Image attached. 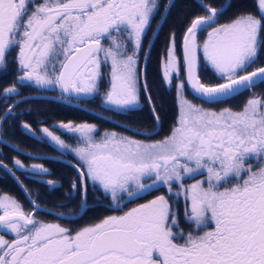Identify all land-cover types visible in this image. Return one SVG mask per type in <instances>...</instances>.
Listing matches in <instances>:
<instances>
[{
    "label": "snow or ice",
    "instance_id": "1",
    "mask_svg": "<svg viewBox=\"0 0 264 264\" xmlns=\"http://www.w3.org/2000/svg\"><path fill=\"white\" fill-rule=\"evenodd\" d=\"M171 5L172 0H165L164 11ZM200 7L207 14L196 16L187 27L183 60L176 55L173 33L162 61L166 83L179 81L180 114L170 136L145 143L112 131L97 139L95 124L59 123L58 129L76 138L73 148L48 127L41 131L42 139L74 153L83 164L72 165L78 180L65 193L74 198L78 191L82 210L87 207L89 180L94 191L102 190L117 206L166 186L176 201L183 198L187 221L197 229L210 221L214 227L185 235L169 199L157 195L71 234L60 224L37 220L36 208L25 212L16 199L4 195L0 230L14 233L15 239L0 235V264H264V165L254 171L248 163L264 161V100L251 98L239 112H217L184 96L187 85L197 99L223 103L264 83V67L247 71L264 49V0H257L259 16L239 13L216 27L231 0L219 7L200 0ZM159 8L158 0H0V70L7 71V55L18 49L15 62L23 75L16 82L22 87L59 89L64 101L101 96L109 110L134 111L141 83L138 53ZM204 31L207 39L201 46L197 33ZM201 52L222 83L201 81ZM102 67L110 71L109 87L101 94ZM143 87L147 91L146 80ZM3 92L5 98L20 94L15 86ZM10 114L12 108H6L0 124ZM153 115L158 122L154 107ZM21 127L35 136L31 125ZM15 165L24 167L19 160ZM31 167L50 174L43 165ZM186 179L194 182L186 185ZM44 183L53 189L57 185ZM174 227L179 230L174 232ZM180 239L183 243L176 242Z\"/></svg>",
    "mask_w": 264,
    "mask_h": 264
},
{
    "label": "flooded vegetation",
    "instance_id": "2",
    "mask_svg": "<svg viewBox=\"0 0 264 264\" xmlns=\"http://www.w3.org/2000/svg\"><path fill=\"white\" fill-rule=\"evenodd\" d=\"M234 1H240V0H234ZM255 1H256V10H257V0ZM37 2H39V0H37ZM196 2L198 5H200V1L196 0ZM203 2L205 4H210L213 7H219L221 6V4H225L226 0L223 3H214L215 1H203ZM195 7L197 10V13H193L194 18L199 15L207 14L206 11L202 7L200 6H195ZM226 11L227 13L224 12L223 15H221L222 17L226 19H229L237 14V13L232 14L230 11H228V9ZM221 16H219L217 24L213 25V27L220 24ZM226 19H224V21L221 24H225L226 21H228ZM149 29L150 27L148 28L147 32L151 33L152 30L149 31ZM210 30L211 29H208V31ZM153 31H154L153 33H156L157 27H154ZM152 35L150 36L149 34L147 37L149 39V41L147 42V47H149ZM206 35H207V31L197 33V41L201 46H202V43H204L205 41L204 38L206 37ZM157 36H159L158 33H157ZM182 39L183 37L180 40L181 43L177 44V49H178L177 54L180 60H183ZM152 43L150 45L146 61H141V62L139 61V65H138L139 71H140L139 75H140L141 83L140 85H138L139 104L136 110L129 111L126 113H120L117 110H109L108 106L106 105L102 106L101 96H97L100 98L98 101V105H100L102 108L106 110H109V112H105L104 110L101 109L102 112L106 114V116H111L115 118L116 120H118V124L120 123L119 124L120 127H123L129 131H132L130 128H133L134 130H136V131H132L136 133V137L133 139H138L143 142H145L147 138L150 139L152 137L151 135L153 134L157 135V134L163 133L165 129V128L162 129V121L160 118L164 114L163 113L159 114V112H157L155 108V104L153 103L152 97L149 94V91H151V85H150L151 79H149L148 73H147V91H145L143 87V81L146 80V66H147V72H148L149 64L147 61L149 58L150 51L153 48L152 45L156 43V41H154L153 44ZM163 45L164 44H162V46ZM17 51L18 49H13L7 55V61H8L7 71L6 72L4 71V74L0 75V100H2V102L4 103L1 106V108H4V111L3 112L1 111L2 114L0 115V117L3 116V113L5 112L6 108H11L13 105H15L14 106L15 108H14L12 115H15L18 111L20 112L22 110L24 111V108H26V104L24 101H22L24 100L21 98L22 96L24 98H27L28 96L44 95V96H49L51 98H56V100L57 99L62 100L59 89H52L48 93H42L41 91L33 90V88H35L34 86L22 87L19 83L16 82L17 77L23 75L22 71H18V64L15 62ZM199 55H200V61H201V67H200V72H199L201 81L204 83L210 84V85L222 83L223 81L217 79V76L214 74V71L210 68V66L206 65L203 59L202 52L199 53ZM159 66L161 70V62ZM259 67H264V49H261L259 58L256 60L255 63H253L247 69V71L251 72ZM161 74H162V70H161ZM240 74H244V73H240ZM180 79L181 80L184 79L183 70H181ZM177 83H179V81L175 79H173L172 85L166 83L162 75V84H164L165 88L169 89V91H172V94H174L173 96L175 100V107L177 109V117H176L175 124L172 127V129L177 125V121L179 117L178 116L179 115V104H178V96H177V89H176ZM11 86H15L19 90L20 94L18 95V94L13 93L7 96V98H5V94L1 92V90H4L5 88L11 87ZM27 88H30V89H27ZM184 91L187 93V95L191 99H193L195 103H197L196 105H199L205 109L217 111V112H219L221 108H229L234 112H239L243 110L247 101L251 98L259 97L260 99L264 100V83H258L255 87L251 88L249 91H244L241 94H238L233 98L227 99V101L223 103H207L200 99H197L188 90L187 85L185 86ZM149 96L151 97L150 101L148 99ZM80 100L81 99H70L68 100V102L77 104L79 103ZM86 101L91 102L92 100H86ZM199 103H201L202 105ZM153 107L155 109V114L159 117V121L157 122L156 120H154V124H151L149 120V115L150 114L153 115ZM148 108H149V112L146 113ZM110 112H115L116 114H118V117L113 115ZM123 117H130L131 123L124 120ZM108 120L111 121L109 118ZM59 123L61 122H57L56 124L48 128L55 135L60 136L61 139L65 141V143L75 148L77 146L76 138L72 137L69 134H65L63 130L58 129L56 125H58ZM63 123H68V122H63ZM72 123L80 124V123H74V122ZM81 123H90V122H81ZM90 124L96 125V123H90ZM1 126L2 125L0 124V133H1ZM96 126H97V129L99 130L98 125ZM42 128H44V126H40L39 129L35 131L36 135L40 138L43 137V133L41 131ZM123 128L122 130L125 132ZM172 129L169 132H171ZM122 130L119 129L116 131L114 129L113 131L122 135ZM105 132H107V130H105ZM95 135L97 139L101 137L97 132ZM160 137L161 136H159V138ZM52 145L53 147L57 149L58 156H56L57 159H54L55 162L53 163V166L51 167L52 169L51 170L49 169L50 174L41 175L39 174V170L37 169H36L37 174L33 173L32 171L31 172L29 171V166L32 164L43 165L44 163L41 160H39L40 162L33 161L27 164L26 160L24 158H21L19 161L22 163V165H24V167L18 166V168L20 169V173L17 174L15 166L13 167L14 168L13 169L11 166H9V164H7L6 162L0 159L2 162L7 164V167H4V170L8 172V174L10 173L13 176V178L15 179L16 185L18 187V189L16 190L9 191V189L4 190L0 186V193H3L14 199H17L21 203L25 212H32L33 209L36 208L37 210L35 211V218L37 220L42 221L44 223L60 224L62 227L70 229L71 234H75L76 231H79L83 227L91 226L96 223H99L102 219H104L107 216L122 215L124 212L130 210L131 208L136 207L141 203H146L148 200L155 198V196L157 195H165L169 199L170 204H172L173 209L177 212V216L179 219V229H182L185 235H187V233L189 232H192L193 235H199V234H202L203 231L211 230V228L214 227V224L210 221L207 227H202L200 229H197L193 222L187 221L184 217L183 198H180L179 201H176L175 198L167 191L166 186L165 187L158 186L159 190H153L149 193L143 194L140 198H130L126 200L123 204L117 206L116 204L112 202L110 196L106 197L105 194H103L102 190L94 191L93 188L91 187L92 182L89 180L90 187H89L88 194H87V207H86V210H82L80 207L81 197H80L79 192L77 191L74 194V198L66 196L65 193L71 192L72 189L70 188V185L72 181L78 180L77 172L75 168L72 167V165L79 163L80 166L83 167V164L79 162L78 158H75L74 153H70L65 149L59 148L53 142H52ZM21 153L23 155H26V153H23V152ZM38 159H43V157H38ZM248 163L252 165V168L254 171L257 170L258 167H260L261 165H264V161L256 160V159L249 160ZM6 178L7 177L4 174L3 182L5 183V186H8V184L6 183L7 181ZM201 178L202 177H199V176L197 177V179H201ZM48 180L57 182V185L54 189L50 188L46 183H44V181H48ZM193 182H194L193 180H188V179L184 181L186 185L193 183ZM236 182L237 181L235 180L231 181V183H236ZM227 186H231V184ZM173 188L174 190H178L176 185H173ZM25 189H27V191H25ZM32 201H34L35 204H33ZM179 229L174 227L173 231L176 232ZM0 235H4V238L8 241L15 239V234L10 233V232H7L6 234V230H0ZM176 242L183 243V239L177 240Z\"/></svg>",
    "mask_w": 264,
    "mask_h": 264
},
{
    "label": "trees",
    "instance_id": "3",
    "mask_svg": "<svg viewBox=\"0 0 264 264\" xmlns=\"http://www.w3.org/2000/svg\"><path fill=\"white\" fill-rule=\"evenodd\" d=\"M205 1L223 3L225 0ZM195 6H200L197 4L196 0H174L173 9L171 6L169 13L171 10L172 12L165 24V28L168 26L165 33H168L170 30L177 29L179 26H181L182 16L179 18V14L182 12L185 15H193V13H197ZM250 9H256L255 0H231V7L228 8V11H230L232 14H235ZM225 13H227V11H225ZM162 34H164V31ZM165 36L167 37L168 35ZM177 37L179 38V36ZM158 41L155 43V47L151 49L149 54L147 61L149 64L148 72L146 66V81L148 73L149 79H151V91H149V94L152 97L157 112H159V114H164L160 118L162 121V129L165 128L163 133L166 134L175 124L177 109L175 107L174 94H172V91L166 89L165 85L162 84V74L159 66L162 49L159 48L160 43ZM176 43L178 44L177 41ZM22 101L25 102L26 108H24V111H18L15 115L11 114L9 118L6 119V121L2 124L0 134V159L9 164V166L12 168L15 166L17 174L20 173V169L14 164L16 160L24 158L27 164L33 161L40 162L39 160H41L44 163V167L51 170V167L55 162L54 159H57L56 156H58L57 149L53 147L50 140H47L46 138L42 139L38 137L36 133L35 136H33L31 132H28L21 127L23 124L31 125L33 132H35L40 126L50 127L57 122H90L96 123V125H98L99 130L97 133L100 136H103L105 130H107V132H112L114 129L117 131L119 129L122 130L123 128L120 127V123L118 124V120L113 118L110 119L111 121H109L107 117L98 113H103L102 110L109 112V110H106L98 105L99 97L96 98V101L94 99L91 102L81 99L77 104L58 99L56 100V98H51L44 95L28 96ZM81 105H83V107H81ZM89 109L91 111H88ZM1 111L3 112L4 108H1L0 106V115L2 114ZM147 112H149V108L147 109L146 113ZM110 113L118 117V114L115 112ZM123 119L131 123L130 117H123ZM149 120L151 124H154L155 119L153 115H149ZM123 129L125 132L122 130V135L131 138L136 137V133L132 132L136 131L133 128H130L132 131H129L125 128ZM163 133L157 135H164ZM3 139L5 141H3ZM21 152L26 153L28 156L23 155ZM38 157H43V159H38ZM1 160L0 163L6 165L7 167V164ZM32 165L29 166V171L36 173V169H32ZM4 174L7 177L6 183L8 186H5V183L3 182ZM0 186L4 190L9 189V191L18 189L15 179L10 173L8 174V172L4 170V167H0Z\"/></svg>",
    "mask_w": 264,
    "mask_h": 264
},
{
    "label": "rangeland",
    "instance_id": "4",
    "mask_svg": "<svg viewBox=\"0 0 264 264\" xmlns=\"http://www.w3.org/2000/svg\"><path fill=\"white\" fill-rule=\"evenodd\" d=\"M173 2H174V0H172ZM197 1H200V0H197ZM203 1H205V0H203ZM158 3H159V6H160V8H159V10L157 11V13L155 14V16L152 18V20H151V22H150V29H149V31L150 30H152L151 31V33L150 32H147V30H146V35L144 36V38H143V40H142V46H141V49H140V51H139V53H138V61H137V70H138V73H140V71H139V61H143V58L145 57V55H146V52H147V49H148V47H147V42L149 41V39L147 38L148 37V35L150 34V36L153 34V28L154 27H157V25H159V27L157 28V31H156V33H155V37H154V35H152V37H151V40H152V38H153V43H154V41H158V39H159V37H160V39H159V43H160V45H159V48L160 49H163L162 51H163V53H162V55H161V59H160V62H161V70H162V61H165L166 60V52H167V48L169 47V39H170V36H171V34H173V33H175V42L177 41L179 44L181 43L180 42V40H181V38L183 37V35H184V32H186V29H187V27H189L190 26V24H191V21L193 20V18H194V16L193 15H185L183 12L181 13V14H179V18L182 16V24H181V26H179L177 29H172V30H170L168 33H165V31H166V29H167V27L168 26H166V28H165V24H166V21H167V19H168V17L170 16V14H171V12H172V10H171V12L169 13V11H164V4H165V0H158ZM172 9H173V5H172ZM256 10V9H255ZM239 13H251V14H253V15H259V13H258V11L256 10V11H254V9H250V10H245V11H242V12H238L237 14H239ZM236 14V15H237ZM161 15H163L164 16V20H161ZM235 15V16H236ZM235 16H233V17H231V18H229V19H226V18H224V17H220V24L224 21V19H226V20H228V21H226V23H229V22H231L234 18H235ZM172 23V22H171ZM216 26H218V25H216ZM215 26V27H216ZM164 29V30H163ZM159 31V32H158ZM163 31H164V34H162L163 33ZM157 33L159 34V36H157ZM113 35H116L115 33H113ZM161 35V36H160ZM165 35H168L167 37L165 36ZM177 36H179V38L177 37ZM117 39H120V37L118 36L117 37ZM207 39V35H206V37L204 38V40H206ZM104 43H105V45L107 46L108 44H109V41L108 40H105L104 41ZM152 43V44H153ZM162 44H164L163 46H162ZM202 45H203V43H202ZM153 47H155V43L152 45ZM131 52H132V48H131V45H129L128 46V54H131ZM178 49H177V43H176V55H177V57H178ZM179 58V57H178ZM180 59V58H179ZM182 61V60H181ZM102 71L105 73V77H104V80L102 81V83H101V86H100V90H101V93H103L108 87H109V83H108V76H107V73L110 71V68L109 67H102ZM4 74V71L3 70H0V75H3ZM170 85H172V83L170 84ZM35 87V86H34ZM27 89H30V88H27ZM23 90H25V89H23ZM33 90H37V91H41L42 93H48V92H50L52 89H40V88H37V87H35V88H33ZM1 92H3V90H1ZM4 93V92H3ZM18 96V95H17ZM177 96H178V104H179V114H180V96L178 95V92H177ZM184 96L186 97V99H188V100H190L192 103H194V104H197V103H195L194 101H193V99H191L188 95H187V93L184 91ZM100 99V98H99ZM4 100V99H3ZM95 101H96V99H95ZM4 103L2 102V100H0V106H2ZM199 104H201V103H199ZM202 105V104H201ZM15 105H13L11 108H12V113H13V111H14V107ZM199 106V105H198ZM221 109H224V108H221ZM11 115V114H10ZM10 115H8V117H7V119L9 118V116ZM179 116V115H178ZM4 123V122H3ZM2 123V124H3ZM1 124V125H2ZM171 133H172V131L171 132H167L166 134H164V135H151L152 137L149 139V138H147V140L145 141V143H154V142H158V141H163L166 137H168V136H170L171 135ZM159 136H161L160 138H159ZM136 140H138V139H136ZM5 194H3V193H0V197H3ZM17 200V199H16ZM18 201V200H17ZM19 202V201H18ZM20 203V202H19ZM21 204V203H20Z\"/></svg>",
    "mask_w": 264,
    "mask_h": 264
},
{
    "label": "water",
    "instance_id": "5",
    "mask_svg": "<svg viewBox=\"0 0 264 264\" xmlns=\"http://www.w3.org/2000/svg\"><path fill=\"white\" fill-rule=\"evenodd\" d=\"M158 28V27H157ZM155 36V35H154ZM154 38V37H153ZM153 38H152V40L150 41V44H149V47H148V49H147V52H146V55H145V58H144V61H146V59H147V55H148V52H149V48H150V45H151V43H152V41H153ZM99 113V112H98ZM3 141H5L4 139H3Z\"/></svg>",
    "mask_w": 264,
    "mask_h": 264
}]
</instances>
